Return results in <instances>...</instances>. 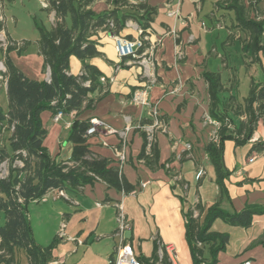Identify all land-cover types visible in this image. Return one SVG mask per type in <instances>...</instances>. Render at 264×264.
I'll return each mask as SVG.
<instances>
[{"label":"crops","instance_id":"0c3cea01","mask_svg":"<svg viewBox=\"0 0 264 264\" xmlns=\"http://www.w3.org/2000/svg\"><path fill=\"white\" fill-rule=\"evenodd\" d=\"M231 1L181 0L178 5L172 0H129V5L122 7L124 10L141 3L152 9L148 28L129 19L118 32L134 38L139 28L146 30L149 40L137 57L119 58L113 33L107 28L93 33L91 39L96 41L100 54L88 62L105 77V81L100 78L103 90L92 95L93 106L65 114L58 122L51 110H44L41 113L47 128L44 145L57 162H68L74 145L67 140L66 123L100 118L116 131L107 132L99 127L89 137V147L117 167L118 152L124 150L127 161L121 172L134 188L126 193L97 180L77 190H65L68 199L30 201L28 214L35 241L46 246L58 239L48 264H112L121 243L116 232L120 203L130 223L124 234L125 242L132 246L137 257L150 264H174L165 249L168 244L176 249L175 264H194L186 236L189 212L203 223L209 208L216 203L227 211H240L248 204L264 206V152L249 156L253 143L264 140V118L258 122L249 142L238 145L231 138L224 142V162L229 174L223 180V194L206 150L213 140L214 126L205 121L210 108L205 73L221 74L225 95L236 96L243 65L249 66V73L257 65L263 73L258 82L264 81V49L253 54L249 45L251 35L238 26L235 10L229 7ZM243 2L250 18L264 19V0ZM90 7L100 13L114 5L112 0H94ZM177 9L181 18L169 15ZM49 16L53 25V11ZM9 56L27 77L51 80L50 68L43 71L44 57L38 40L35 49L24 45L12 50ZM5 69L3 58L0 71ZM83 71V62L72 55L69 73L81 75ZM0 87L7 93L5 78L0 79ZM145 87H149L151 106L131 103L135 90ZM243 101L236 96L234 103ZM152 107L166 119L167 130H157L159 157L149 165L140 154L145 140L144 126L151 122L142 123L151 119ZM234 117L238 123L247 115L240 113ZM187 143L192 145L191 150L186 148ZM62 223L66 224L65 238L58 237ZM210 230L227 233L229 241L217 252L210 244L199 243L203 264H241L248 260L251 264H264V213L254 215L249 227L216 219ZM16 264H29L24 248L17 249Z\"/></svg>","mask_w":264,"mask_h":264},{"label":"trees","instance_id":"16d2710c","mask_svg":"<svg viewBox=\"0 0 264 264\" xmlns=\"http://www.w3.org/2000/svg\"><path fill=\"white\" fill-rule=\"evenodd\" d=\"M45 7L55 13L50 29L37 23L40 32L39 49L44 57L43 71L50 68L51 80H37L27 77L14 63L9 53L16 49L9 45L4 50L5 71L2 72L7 81L9 109L6 113L0 110V122L6 119L11 130V152L0 150V165L9 162V173L2 176L0 169V211L4 213L5 223L0 225V262L16 264L17 249L24 248L29 264H48L52 259V250L58 239L50 245H40L35 241L28 214V204L37 200L49 190H77L81 186L103 180L109 187L133 190L123 177L121 169L111 165L105 157L94 154L88 143L91 135L87 134L91 127V119H75L67 129V140L74 145L72 156L68 162H57L52 158L49 149L44 145L47 128L43 124L41 113L51 110L53 115L58 111L65 114L93 106L92 95L103 88L100 85L102 72L88 60L100 54L93 33L103 27L111 33L125 27L129 19L137 20L143 28L150 25L152 9L143 3L134 5L131 10H124L129 0H112L114 7L96 13L91 7L94 0H47ZM229 7L235 10L238 26L251 35L250 46L253 54L264 49V19L250 18L243 0H232ZM144 8V12L140 11ZM3 23L0 22V30ZM74 55L83 62L81 75L69 73L70 57ZM1 72V71H0ZM205 78L210 94L209 114L221 122L216 140H211L206 147L208 156L217 172V183L220 193L224 192V178L229 174L224 162V142L234 139L241 145L253 137L258 122L264 118V81L252 82L250 94L243 103L235 104V95H225V87L221 74L207 72ZM245 113L247 118L235 121L234 116ZM165 122L166 119L161 117ZM152 120L149 118L148 122ZM144 132V145L140 158L149 165L159 157L156 141L150 142ZM264 152V140L255 141L249 151ZM20 161L22 165L15 164ZM264 213L262 205H246L240 211H227L217 203L212 205L205 221L200 223L188 213L186 236L190 246L194 264H203L202 250L199 243L210 244L214 252L224 249L229 241L227 233L211 231L216 219L225 223L249 227L256 214ZM141 264L144 262L140 257ZM154 264V263H151Z\"/></svg>","mask_w":264,"mask_h":264},{"label":"built area","instance_id":"2783aa9c","mask_svg":"<svg viewBox=\"0 0 264 264\" xmlns=\"http://www.w3.org/2000/svg\"><path fill=\"white\" fill-rule=\"evenodd\" d=\"M177 1L178 5L180 4L181 0H172ZM43 4L45 7L48 6V1L43 0ZM4 2L3 0H0V22L4 23L6 18L4 15ZM169 15L172 16H178L181 18L180 11L177 9L176 11L169 12ZM138 36L134 38H129L126 36H122L120 34H112V38L114 40V47L115 51L119 58L123 59L125 57H137L139 55V51L144 48L145 43L147 40H149V36L144 29H138ZM8 37L6 36L4 28L0 30V44L3 46L4 50L7 49L9 45H13L12 42L7 40ZM0 79H4V75L2 72H0ZM102 81H105V77H101ZM131 103L139 105V106H151L150 100H149V87L145 88H139L135 90L133 93V96L131 97ZM150 117L152 119L151 123L144 126L146 129L148 139L150 142L155 141V134L157 130L166 131L167 130V124L166 122L161 118V115L157 108L152 107L150 110ZM65 115L63 111H58L54 116L53 119L55 122H58L62 119V117ZM205 121L208 124H212L214 126V132H213V139L216 140L218 137V130L221 127V122L217 119H214L210 114H207L205 116ZM72 123H66V128L69 129ZM102 127L107 132H115V128L109 126L104 120L100 118H92L91 119V127L88 129L87 134L92 135L98 131V128ZM186 148L191 150L192 145L190 143L186 144ZM127 161V155L124 152V150H120L118 152V162H119V168L121 169L123 164ZM202 173V171H201ZM52 192H55L52 195ZM135 191H133L134 193ZM51 193V194H50ZM56 199L57 197H65L69 198L66 194L65 190L63 189H51L46 194H44L40 201H47L49 198ZM37 201V200H35ZM66 224L62 223L61 228L58 233L59 238H65ZM130 228V223L127 217V214L124 210L123 205L120 203L118 204V212H117V229L116 232L120 236L121 243L117 247L115 257L113 259L112 264H141V261L135 254L132 246L129 243L125 242L124 234L127 230ZM71 239V237H68ZM166 252L168 253L171 261L175 264L177 260V252L173 244H168L165 246ZM241 264H251V261H245Z\"/></svg>","mask_w":264,"mask_h":264},{"label":"rangeland","instance_id":"374dc122","mask_svg":"<svg viewBox=\"0 0 264 264\" xmlns=\"http://www.w3.org/2000/svg\"><path fill=\"white\" fill-rule=\"evenodd\" d=\"M3 2L4 15L8 18L4 25L5 33L8 37L7 40L12 42L13 46L16 48L27 45L30 50L35 49L37 40L40 37L37 23L44 25L48 29L52 27L49 11L45 8L43 0H3ZM4 53V48L0 44V60L4 58ZM248 69L249 66L243 65L241 71H239L240 81L235 94L242 100L250 94V82L263 79V73L259 71L260 68L257 65H254L252 73H249ZM8 109V95L4 93V89L0 87V110L6 113ZM10 136L11 130L8 127V121L4 119L0 122V150L5 149L8 152L12 151ZM3 163L0 165L1 174L2 176H7L9 173V162L4 161ZM15 164L20 166L21 163L20 161H16ZM4 223L5 216L4 213L0 211V225H4Z\"/></svg>","mask_w":264,"mask_h":264}]
</instances>
